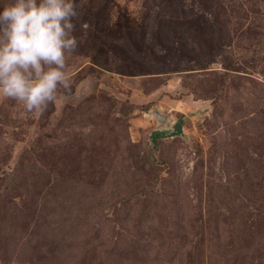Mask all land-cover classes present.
Listing matches in <instances>:
<instances>
[{
  "label": "rangeland",
  "instance_id": "374dc122",
  "mask_svg": "<svg viewBox=\"0 0 264 264\" xmlns=\"http://www.w3.org/2000/svg\"><path fill=\"white\" fill-rule=\"evenodd\" d=\"M77 7L70 88L0 97V264H264V0Z\"/></svg>",
  "mask_w": 264,
  "mask_h": 264
},
{
  "label": "clouds",
  "instance_id": "9594fccd",
  "mask_svg": "<svg viewBox=\"0 0 264 264\" xmlns=\"http://www.w3.org/2000/svg\"><path fill=\"white\" fill-rule=\"evenodd\" d=\"M78 18L77 0H0V97L42 113L58 88H70Z\"/></svg>",
  "mask_w": 264,
  "mask_h": 264
},
{
  "label": "water",
  "instance_id": "95a60500",
  "mask_svg": "<svg viewBox=\"0 0 264 264\" xmlns=\"http://www.w3.org/2000/svg\"><path fill=\"white\" fill-rule=\"evenodd\" d=\"M157 121L159 122L160 126L155 128L150 133V140H156L158 138H167V137H174V136H181L185 137L184 128L182 122L178 120L168 122V117L160 112V110L156 109L153 111Z\"/></svg>",
  "mask_w": 264,
  "mask_h": 264
}]
</instances>
